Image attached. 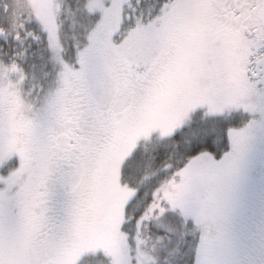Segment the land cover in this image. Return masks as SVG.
Here are the masks:
<instances>
[{"label": "rangeland", "instance_id": "1", "mask_svg": "<svg viewBox=\"0 0 264 264\" xmlns=\"http://www.w3.org/2000/svg\"><path fill=\"white\" fill-rule=\"evenodd\" d=\"M11 1L14 11H18V15L27 11L31 12L30 14L35 16L45 27L50 47V62L53 68L51 81L48 84H43L41 80L40 82L36 79L27 81L21 68L4 64L0 59V149L4 147L8 151L10 147L8 158L10 161L7 162L10 167L7 170V164L5 165L7 172H1L0 183L8 182V179L12 178L13 188L7 191L11 204L17 199L20 201L24 199L21 196L16 197V193L26 184L32 167L31 164L29 165L26 162L28 157L26 136L16 131L17 128L23 122L33 120L38 123L37 134L34 138L41 153L40 165L42 170L38 172L39 177L33 178L30 187L33 193L36 192L37 195H41V174L47 172V165L52 156L53 141L50 135L53 121L56 117L66 113L63 89L68 78H70V74L84 81L88 85L97 107L105 109L116 85L114 53L118 54L131 71H136L139 76H143V73L151 69L159 51L174 34L181 33L182 35V51L179 64H181L183 58L192 55V52L205 51L209 46L213 49V54L218 52L223 54L222 58L219 55L215 57L217 68L212 69V64V74H210L212 76L209 81L212 86L211 82L213 80L220 91L217 94V99L215 98L213 101L214 105L203 110L202 114H197L202 115L201 118L222 114H224L223 117L236 114L241 116V120L238 122L215 126L213 134L214 140L218 144L215 151L205 148L196 154L200 157L194 158L196 156L193 155L191 158H186L181 155L179 164L170 163L167 167L169 180L161 186L155 195V199L148 204L146 210L138 217L133 216V212L127 208L129 207V201L134 199L136 192L125 182L123 177L121 178V171L125 158L133 153L136 148L146 145V139L139 141L140 138H143V135L135 136V134H131V129L136 128V125H133L135 117H133L134 114L130 113L128 103L119 106L120 108L118 107L119 109L115 114L117 118H115L116 125L119 131L128 135L132 141L131 139L127 140L128 146L125 152L116 161V165H113L114 170L117 171V188L123 194V201L120 210L111 216L113 220L115 219V227L111 223L113 226L111 227V230L113 229L112 234L109 231V235L105 229L96 227L98 225L89 226L90 241L84 251L80 252H77L76 245H67L61 236L60 238L55 237L54 231L58 222L70 219L67 215L68 219L65 215L54 217V208L57 206L55 204L57 203L60 210L63 209L65 213L66 208L83 211L86 202H84L85 193L82 192L65 200L66 208H63L60 201L57 202L56 192L53 191L55 182L52 178L49 181L48 199L46 200L48 202L46 209L48 223L54 225V233H50L51 235L47 239L52 247L48 251H41L36 245L35 251H31L35 255L30 252L29 248L33 241L34 231L31 223H38L40 216L29 212L33 218L28 214L30 224L27 226L26 235L24 233L22 238L21 264H159L156 251L159 252L168 246L171 241L151 236L148 238L149 229L153 226L149 224L158 218V220H155V226L160 227L162 225L160 216L165 215L168 211H179L187 220L200 227L196 229V232L199 230L198 236L188 241L189 249L186 254L188 259L195 256L194 264H215L216 259L219 262H224L226 260L225 253H217L216 257L211 254L213 244L226 235L224 230L215 228L213 224L208 223L209 217L216 213L217 208L211 209L210 201L206 203L202 198H185L189 200L185 202L184 199L178 197H187L189 188H185L183 184L189 182V176L194 178L198 174L196 172L206 170L205 167H210L212 173L218 172L222 167H227L216 166L213 168L215 166L213 161L207 160H213V158L220 160L222 153H232L230 151L232 139L239 138V141L242 140L243 136L264 137V116L262 114L264 111V87L260 81L247 71V64L251 63L249 62L250 55L256 54V51L249 50L248 48H252V46L248 45L247 47V44L244 45L247 49H242V38L247 39L237 35L238 33L235 32L238 29L236 23L232 26L230 24L226 26L221 21L217 16V11L221 8V5L218 3L216 9L214 0H169L163 6L161 4L160 10L157 11H154L152 5L147 10L140 9L135 0H84L80 8L91 11L92 15L95 16L94 21L98 22L93 26L85 24L87 18L84 14L85 11L73 18V30L68 34V37L81 45L77 48L74 58L69 59L64 57L65 46L61 39L58 22V15L62 12L59 8L61 2L57 0L54 4L53 0ZM79 30L80 32H78ZM103 35L106 37L105 40H103ZM257 51L259 50L257 49ZM262 52L264 53V50ZM170 62L169 60L166 68L169 67ZM207 69L209 68L207 67ZM173 73L175 72L173 71ZM163 77H166L165 73L162 75V79ZM123 87L125 89L130 88L129 82H123ZM206 88L207 84L204 82H200L195 88L194 109L202 107L203 93ZM158 89L164 90V87ZM148 94L151 93H146L144 97H147ZM229 102L230 104L226 105ZM156 105L157 103L154 104V110L157 108ZM74 107L76 110H73L72 113H77V115L74 114L73 117L78 118L76 120L77 124L74 123L76 127L70 126V129L65 130L64 133L71 139L70 133L74 134V129L83 128L82 130L86 131L87 134L84 136L78 135L75 143L68 140H62V142L65 145L68 144L70 151L74 154L85 155L91 141L94 144L98 143L97 147H100V151L104 150L106 147L104 145L107 144L108 146L110 143L104 144L103 140H105L104 136L106 134L93 121L90 109L81 108V99L74 104ZM197 114L183 113L179 124L175 128L173 121L164 120L159 122L156 128L158 131L151 138L164 139L172 136L177 130L193 122ZM232 119L233 117H230V120ZM203 144L201 143V145ZM233 149H237V147L234 146ZM239 151L241 152L236 153L238 157H241V155L247 156V149H240ZM71 158L69 157L67 162ZM17 160H19L21 166H18ZM227 163L230 164V162ZM238 164L240 166L237 176H244V180L231 181L230 193L227 194V198H223V201H226L225 205L230 206L231 210L236 213L241 206H238V200L233 195H248L246 185H250L249 177L246 176L249 171L246 170L244 161L240 159ZM111 170L112 165L110 163L106 164L99 182L98 190L100 194L106 191V181ZM69 184L63 185L68 192L73 190L71 184ZM173 233L177 235L178 231L175 230ZM63 234L67 235L65 232ZM54 238L56 240H53ZM51 240L53 241L51 242ZM62 245L64 246L62 247Z\"/></svg>", "mask_w": 264, "mask_h": 264}, {"label": "flooded vegetation", "instance_id": "2", "mask_svg": "<svg viewBox=\"0 0 264 264\" xmlns=\"http://www.w3.org/2000/svg\"><path fill=\"white\" fill-rule=\"evenodd\" d=\"M263 1L214 0V4L216 9L218 3L221 5V8L217 11V16L221 21L226 26L229 24L232 26L236 23L238 26L235 31L238 33L237 35L247 39L242 38V49H247L244 47L247 44V47L248 45L252 46V48H248L249 50L256 51V54L250 55L249 62L251 63H246L247 71L260 81L264 87V53L262 52L264 50V28L257 18ZM179 34H174L167 41L153 61L151 69L143 73V76H139L136 71H131L118 54L114 53L116 85L105 109L97 107L88 85L70 74V78H68L63 89L66 113L56 117L53 121L50 135L53 141L52 156L47 165V172L41 174V195H37L36 192L33 193L30 187L33 178L39 177L38 172L42 170L40 165L41 153L34 138L37 134L38 123L33 120L23 122L17 128L16 131L26 136V151L28 152L26 162L29 165L31 164L32 167L26 184L16 193V197L21 196L24 198L22 201L17 199L11 204V200L7 196V191L13 188L12 178L8 179V182L0 183V264H21V244L24 233L26 235L27 226L30 224L28 221L30 219L29 212L40 216L38 223H31L34 231L33 241L29 248L30 252L35 251L36 245L41 251L51 249L52 246L47 239L50 237V233L53 232L54 225L48 223V213L46 212L48 202L46 200L48 199L49 181L52 178L55 182L53 191H56L58 187L61 188L63 199L67 200L84 192V202H86L85 209L78 211V209L66 208L65 201H63V207L66 208L65 217L67 215L70 219L58 222L55 233L53 232L55 237L60 238L61 236L67 245H76L77 252H80L84 251L90 241L89 226L98 225L96 227L105 229L109 235L110 232L112 234L113 229L111 230V227L113 226L111 223L115 227V219L113 220L111 216L120 210L123 201V194L117 188V171L114 170L113 165H116V161L125 152L128 146L127 140L131 139L128 135L122 134L116 125L115 114L120 108L119 106L128 103L129 111L135 117L133 125H136V128L131 129V134H135V136L143 135V138H140L139 141L146 139L145 144H147L154 142V140H160V138H151L158 131L156 128L159 122L164 120L173 121L175 128L179 124L183 113L202 114L203 110L214 105L213 101L215 98L217 99L220 89L217 88L218 85L214 83L212 78L211 83L213 85L209 84L212 76L210 74L217 65L215 57L219 55L222 58L223 54L219 52L213 54V49L208 46L205 51L192 52V55L183 58L181 64H179L182 51V35ZM105 38L103 35V40ZM169 60L171 62L169 67L166 68ZM212 64L213 68L211 69ZM248 72L245 71L246 74ZM164 73L166 77L162 79ZM127 81L130 88L125 89L123 82ZM200 82L207 84V88L203 93L202 107L194 109V90ZM160 87H164V90H157ZM146 93L151 94L144 97ZM81 97H85V102H87L83 109L90 108L93 121L104 130L106 134L104 138L108 136L107 139L103 140L104 144L110 143H108V146L107 144L104 145L106 146L105 149L100 151V147H97L98 143L94 144L91 141L85 155L72 153L68 144L65 145L62 142V140H68L75 143L78 135L84 136L87 134L86 131L82 130L83 128L74 129V134L70 133L71 139L64 133L65 130L70 129V126L76 127L78 118L73 116L77 113H72L76 109L72 108L71 105L78 103ZM230 102L232 101L230 100ZM156 103L157 108L154 110V104ZM245 114L249 117L247 113ZM262 114L264 116V111ZM223 115H213V117H223ZM180 130L164 139L173 137ZM263 138L262 136L257 138L243 136L242 140L239 141V138L232 139L230 147L232 153H222L220 160L214 158L213 160H207L213 161L215 165L213 168L216 166L227 167H222L218 172L212 173L210 167L203 166L206 170H199L194 178L189 176V182L183 184L185 188H189L187 197H178L184 199L185 202L189 201L185 198H202L206 203L210 201L211 209L217 208L216 213H214L215 216L209 217L208 223L213 224L215 228L224 230L226 235L213 244L211 254L216 257L217 253L223 252L226 260L219 262L215 258V264H264V171L261 166L264 155V150H262L264 148ZM234 146L237 149H233ZM9 148L8 151L4 147L0 149V174L1 172H7L10 167V164H7L10 161L8 159ZM139 148H136L133 153L125 158L122 170L125 163ZM240 149H247V156L241 155V157H238L236 153H240ZM69 157L72 158L67 162ZM197 157L200 156L194 158ZM240 159L244 161L246 170L249 171L246 176L249 177L250 185H246L248 195H233L238 200V206H241L236 213L231 210L230 206L225 205L226 201L224 202L223 198H227V194L230 193L231 181L244 180V176H237L240 166L238 161ZM17 161L18 166H21L19 160ZM227 162H230V164ZM108 163L112 165V170L106 181V191L100 194L98 190L99 182L101 181L102 171ZM191 166L194 167L192 164ZM203 172L212 174L207 175ZM69 183L73 188L70 192L63 187L64 184ZM63 232L67 235H64ZM111 240L113 241L112 237ZM33 255L35 254L33 253Z\"/></svg>", "mask_w": 264, "mask_h": 264}, {"label": "trees", "instance_id": "3", "mask_svg": "<svg viewBox=\"0 0 264 264\" xmlns=\"http://www.w3.org/2000/svg\"><path fill=\"white\" fill-rule=\"evenodd\" d=\"M59 1L61 2L59 8L62 12L58 15V22L61 39L65 46L64 57L70 59L74 58V54L81 44L76 43L75 40L74 42L68 37V34L73 30V18L85 11L80 8L84 0ZM167 1L169 0H135L140 9L147 10L152 5L154 11L160 10V5L163 6ZM56 2L57 0H53L54 4ZM17 12L14 11L11 0H0V59L4 64L21 68L27 81L36 79L41 80L43 84H48L53 76V68L50 62V47L45 27L35 16L30 14L31 12L27 11L20 15ZM85 12L84 14L87 16L85 24L96 25L98 21H94L93 13L91 11ZM83 32L86 33L85 30ZM80 99L83 109L87 102H85V97ZM71 106L75 109L74 104ZM201 117V115H196L193 122L183 126L171 138L154 140V142L140 147L125 163L122 177L136 192L134 199L130 201L129 207H127L133 212V216L139 217L146 210L148 204L155 199V195L161 186L169 180L167 167L170 163L179 164L181 155L191 158L205 148L215 151L218 147L213 134L215 126L241 120L239 114L227 117ZM230 117L233 119L230 120ZM201 143L204 144L201 145ZM55 192L57 202L60 201L63 207L65 199H63L61 188L58 187ZM55 205L57 206L54 208V217L65 215L66 211L64 213V210L61 211L57 203ZM160 218L162 225L160 227L155 226V220H158L156 218L154 222L149 224L153 226L149 229L148 236L146 232L148 238L151 236L171 241L168 246L159 252L156 251L159 264H194L195 256L190 259L186 257L189 249L188 241L198 236L199 230L196 232V229L200 227L187 220L179 211H168ZM175 230L178 231L177 235L173 233Z\"/></svg>", "mask_w": 264, "mask_h": 264}, {"label": "water", "instance_id": "4", "mask_svg": "<svg viewBox=\"0 0 264 264\" xmlns=\"http://www.w3.org/2000/svg\"><path fill=\"white\" fill-rule=\"evenodd\" d=\"M257 18L261 22L262 27L264 28V1L262 3V6H261L259 12H258ZM261 166H262V169L264 171V155H263Z\"/></svg>", "mask_w": 264, "mask_h": 264}]
</instances>
